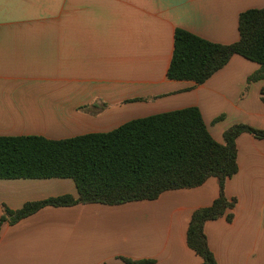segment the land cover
I'll return each instance as SVG.
<instances>
[{
    "label": "crops",
    "instance_id": "crops-1",
    "mask_svg": "<svg viewBox=\"0 0 264 264\" xmlns=\"http://www.w3.org/2000/svg\"><path fill=\"white\" fill-rule=\"evenodd\" d=\"M262 8L264 0H0V137L62 140L189 107L219 143L237 124L264 131V79L248 83L259 64L234 55L203 84L167 77L177 29L229 45L240 14ZM236 143L238 173L225 185L235 207L204 231L218 264H264V139L243 133ZM64 195L78 197L73 179H0V219L5 207ZM218 196L211 177L153 201L46 206L5 222L0 264H202L187 231Z\"/></svg>",
    "mask_w": 264,
    "mask_h": 264
},
{
    "label": "trees",
    "instance_id": "trees-1",
    "mask_svg": "<svg viewBox=\"0 0 264 264\" xmlns=\"http://www.w3.org/2000/svg\"><path fill=\"white\" fill-rule=\"evenodd\" d=\"M239 33L237 42L223 45L177 29L167 77L203 84L234 55H240L260 65L248 83L264 79V8L241 13ZM243 133L264 139V131L237 124L225 131L224 143H219L200 110L189 107L132 120L110 132L62 140L0 137V179L70 178L78 189L77 198L71 195L50 198L27 203L17 211L5 207L0 232L9 219L15 224L46 206H116L153 201L164 192L197 188L215 177L219 182V196L211 206L193 213L187 243L202 258V264H218L204 227L235 207L236 200L226 197L225 185L238 173L236 142ZM227 219L231 222L233 216ZM123 261L147 263L125 258Z\"/></svg>",
    "mask_w": 264,
    "mask_h": 264
}]
</instances>
